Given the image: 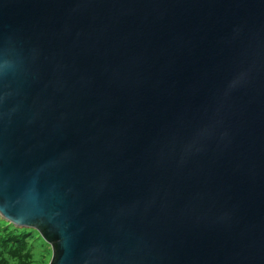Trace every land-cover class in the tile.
<instances>
[{
    "label": "water",
    "instance_id": "obj_1",
    "mask_svg": "<svg viewBox=\"0 0 264 264\" xmlns=\"http://www.w3.org/2000/svg\"><path fill=\"white\" fill-rule=\"evenodd\" d=\"M0 217L49 264H264V0H0Z\"/></svg>",
    "mask_w": 264,
    "mask_h": 264
},
{
    "label": "trees",
    "instance_id": "obj_2",
    "mask_svg": "<svg viewBox=\"0 0 264 264\" xmlns=\"http://www.w3.org/2000/svg\"><path fill=\"white\" fill-rule=\"evenodd\" d=\"M51 255L37 231L0 218V264H49Z\"/></svg>",
    "mask_w": 264,
    "mask_h": 264
},
{
    "label": "rangeland",
    "instance_id": "obj_3",
    "mask_svg": "<svg viewBox=\"0 0 264 264\" xmlns=\"http://www.w3.org/2000/svg\"><path fill=\"white\" fill-rule=\"evenodd\" d=\"M1 218V217H0ZM2 219V218H1ZM4 220V219H3ZM9 223V222H8ZM40 236V235H39ZM41 237V236H40ZM44 241V240H43ZM45 242V241H44ZM46 243V242H45ZM47 244V246H48V249H49V251H51V254H52V248H51V246L48 244V243H46ZM39 246H40V244H39ZM51 257H52V255H51ZM50 260H51V258H50ZM50 262V261H49Z\"/></svg>",
    "mask_w": 264,
    "mask_h": 264
}]
</instances>
